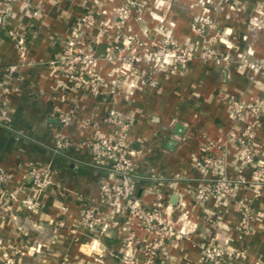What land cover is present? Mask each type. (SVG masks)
<instances>
[{
    "label": "crops",
    "instance_id": "crops-1",
    "mask_svg": "<svg viewBox=\"0 0 264 264\" xmlns=\"http://www.w3.org/2000/svg\"><path fill=\"white\" fill-rule=\"evenodd\" d=\"M0 6L6 7L0 23V171L7 174L0 197L15 192L40 205L29 211L18 201L11 211H0V264H124L120 254L129 231L144 261V248L157 234L139 211L117 213L103 200L105 172L88 147L91 135L112 132L105 121L112 109L131 122L139 203L152 210L161 200L160 216L171 225L173 237L164 242L158 264L264 263V184L241 186L226 200L193 198L194 187L215 178L199 166L207 154L223 160L229 178H250L256 168L241 164L235 136L245 123L233 120L232 97L260 108L251 144L256 163L264 165V71L239 63L264 58V0H0ZM89 12L94 20L85 24ZM203 17L224 32L223 41L211 46L231 54L227 64L196 58L158 71L134 60L166 39L200 47L213 34L208 27L194 32ZM19 34L23 50L17 48ZM71 42L93 54L88 69L106 80L105 92L91 94L63 75L57 64ZM123 63L129 68L122 72ZM62 113L71 116L66 125ZM60 139L71 145L58 153ZM34 166L50 173L43 188L28 177ZM90 205L106 226L96 250L81 226ZM210 239L224 248L216 263L202 255Z\"/></svg>",
    "mask_w": 264,
    "mask_h": 264
},
{
    "label": "built area",
    "instance_id": "built-area-1",
    "mask_svg": "<svg viewBox=\"0 0 264 264\" xmlns=\"http://www.w3.org/2000/svg\"><path fill=\"white\" fill-rule=\"evenodd\" d=\"M220 3L226 0H218ZM264 8H260L264 17ZM6 13V7L0 6V23L3 21ZM94 20L89 12L83 17V23H92ZM204 27L213 31L211 36H205L200 47H183L177 45L171 39L164 40L157 49L147 54L135 56V61H145L148 65L158 71H166L171 68L186 66L196 58L203 61H214L217 64H227L231 61V54H219L211 45L216 42H222L224 32L220 30L217 23L209 17L195 21L193 30L197 34H202ZM17 48L23 50V35H16ZM95 57L91 53L79 51L74 42L69 43L63 51V55L58 61L63 75L69 83H74L87 92L99 95L105 92L107 87L106 80L96 72L88 69L89 65L94 63ZM125 61V60H124ZM130 62H127L131 64ZM241 66H246L255 73L264 71V58L249 60L247 58L239 59ZM128 67V66H127ZM124 63L120 71L127 68ZM129 68V67H128ZM14 69L13 67L11 68ZM119 79L112 81L115 86ZM233 106V120L235 122L245 123L241 133L235 136V142L238 147L240 161L243 166L256 165V168L250 178L239 173L235 178H229L223 168V160L220 157L207 154L203 157L199 166L204 171H212L215 178L208 184H202L194 187L193 198L196 202L205 201L209 195L215 196L218 200H226L235 197L241 186L252 183L264 184V165L256 163L254 150L251 144L252 131L255 124L260 119V108L258 104H251L242 100L231 98ZM3 116V110L0 105V121ZM249 118L252 120L249 121ZM62 124H68L71 121L69 114H60ZM106 123L112 127V132L106 135L93 134L88 139L90 154L94 160V165L105 172V179L100 184V191L103 200L108 203L112 210L117 213L132 214L139 211L143 222L156 232V238L145 246L146 257L140 261L137 257V247L134 244L135 233L128 232L126 236V248L121 252L120 258L124 264H158V254L167 239H172L171 225L164 221L160 216L163 208V202L158 200L152 210L142 208L134 192L133 181L135 178V167L130 159L133 154L129 141V131L131 122L123 117L118 110L112 109L106 119ZM69 140H58L55 143L54 151L64 152L70 147ZM31 184L35 188H43L50 179L48 170L42 167H32L29 170ZM7 174L0 171V188L4 185ZM20 201L29 211L37 210L40 205L33 196H26L20 199L15 192L3 194L0 197V211H11L12 204ZM128 224V220L126 221ZM81 226L88 230L91 235V246L93 250L101 246V239L106 233V226L100 220L96 209L93 206H87L83 212ZM203 258L211 262H219L224 256V248L216 243L214 239L206 241L202 246ZM255 264H264L257 262Z\"/></svg>",
    "mask_w": 264,
    "mask_h": 264
},
{
    "label": "water",
    "instance_id": "water-1",
    "mask_svg": "<svg viewBox=\"0 0 264 264\" xmlns=\"http://www.w3.org/2000/svg\"><path fill=\"white\" fill-rule=\"evenodd\" d=\"M172 201L175 202V201H176V197H174V198L172 199Z\"/></svg>",
    "mask_w": 264,
    "mask_h": 264
}]
</instances>
